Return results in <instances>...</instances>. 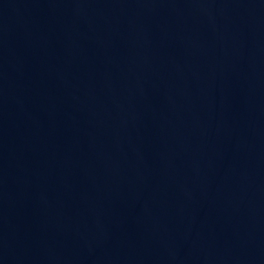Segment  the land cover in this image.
Returning <instances> with one entry per match:
<instances>
[{
	"label": "water",
	"instance_id": "water-1",
	"mask_svg": "<svg viewBox=\"0 0 264 264\" xmlns=\"http://www.w3.org/2000/svg\"><path fill=\"white\" fill-rule=\"evenodd\" d=\"M0 264H264V0H0Z\"/></svg>",
	"mask_w": 264,
	"mask_h": 264
}]
</instances>
